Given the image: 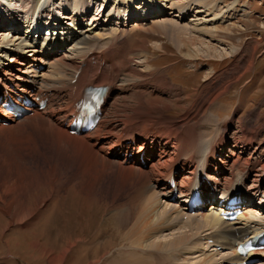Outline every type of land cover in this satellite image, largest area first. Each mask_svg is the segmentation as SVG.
<instances>
[{"label": "bare ground", "instance_id": "bare-ground-1", "mask_svg": "<svg viewBox=\"0 0 264 264\" xmlns=\"http://www.w3.org/2000/svg\"><path fill=\"white\" fill-rule=\"evenodd\" d=\"M109 1L110 5L109 7L108 4L106 5L105 12L110 14L114 10V14L95 17L90 13V23H86L84 26L78 27L80 23L76 16H67L68 21L72 24L76 23V25L74 24L72 30L67 28L63 30L65 33L57 32V34L62 35L65 42L69 38L73 42L70 48L67 47L64 54L58 55L56 50L61 48L62 42L60 41H57L59 44L54 47L50 45L47 51L37 49L32 45L30 39L33 31L29 27L31 20L27 18L29 22H26L24 19H20L17 8L26 7L28 9L31 6V9L37 12L35 16L42 17V15L53 14L54 9L56 10L58 7H72L73 11L77 10L78 5H81V12L86 14V11H90L91 4H94L96 8H102L101 5L105 3V0L99 5V0H80L79 4H72L71 0H0V28L12 25L17 28L20 22L22 26L26 23L22 33H20L22 26L15 29L11 35L9 32L6 34L5 30L0 33V64H9V68L2 71L1 75L7 76L5 80L12 84V87L9 88L11 92L22 94L28 92L24 78L30 75L32 70L25 62L37 63L42 66L48 65V70L58 68L64 73L66 67L64 58L72 63L73 55L77 54L78 56L77 62L69 70L72 73H69L67 84L64 81L67 75L62 81L63 83L58 86L55 80L57 76L54 74L49 76L47 72L35 75V79L40 82L43 80L50 82L42 91L46 109L25 116L21 121L37 124V127L38 125L42 128L46 127L54 133L58 144L64 148L79 151L92 159V163L94 161L96 165L115 164L117 170L130 179L141 195L147 194L146 197H142L143 201L137 212L116 214L111 219L109 225L112 230L110 228V231L114 232L119 241V252L117 251L119 254L114 257V261L119 262V256H124L128 261L125 262L124 258H121L124 264L130 262L131 264H189L190 261H192L190 264H264V251L251 253L245 258L239 257L236 253L238 243L254 238L257 232H264V213H262V217H257V214H260L258 210L264 206V148L257 145L256 132L252 134L250 131H242L229 137L232 139V145L225 152L230 141L227 134V120H229L227 115L236 108V106L232 107L234 98L229 101L224 100L227 88L218 86L205 93V96L192 104L190 108L189 103L186 102L190 99V94L186 93L185 88H176L167 83V80L161 82L162 79L159 76L155 78V74L149 71L138 74L140 77L129 84L130 79L128 78L125 83L120 80V90H118L113 80L101 79L109 76V73L104 69L109 67L110 60L114 55L109 56L111 52L109 45L112 44L105 45L107 46L105 49L92 46L91 49H85L94 43L98 31H105L106 34L112 33V35H114V31H121L111 37L99 34L101 37H105L102 41H106L123 35L122 32L129 34L137 30L135 28H144L142 13L147 19V17L167 15V13L173 15L172 12H175L178 14L179 20L191 19L189 22L192 23L189 24L194 35L211 36L217 30V28H213L216 23L231 20L236 2L228 6L226 12L221 10L217 12L215 9H210L207 3H205L208 6L206 7L203 4L204 0H184L186 2L184 5L181 4L182 0ZM133 1L135 4L132 3ZM127 11L130 12L131 17L136 19L132 23L133 26L130 24L132 27L126 24ZM165 11L168 12L165 13ZM225 13L229 15L232 13V15L226 17ZM202 14L205 16L203 17ZM29 15L31 14H27V17ZM105 18L110 24L114 20L117 22L115 21L112 25H103L106 21ZM148 22L150 23L145 28L149 29H154L157 24L161 23L156 18H152ZM33 24L36 22L34 21ZM13 26L12 28H14ZM193 39L185 48L191 52L192 58L196 59L201 55L189 48L194 46ZM54 42H56L55 39L51 41V44ZM199 45L206 46V56L211 57L210 51H217L216 47L209 44L200 43ZM257 45L254 44L251 57L247 61V65L245 64L247 71H250L254 63L252 55L259 49L260 46ZM106 50L109 53L104 54ZM221 53L219 51L218 54ZM230 54H235V51H231ZM116 57L121 60L128 59L117 54ZM120 63L118 60L113 62L114 65ZM127 67V74L140 72L131 65L130 60L127 61ZM237 69L238 67L234 68L235 71ZM155 81L158 83L157 86L149 85ZM91 84L105 88L107 98L104 101L103 112L108 114L105 119H103L105 115L102 116L100 123L92 132L73 135L69 129L76 116V104L81 99L83 91ZM128 90L135 92L136 100L131 105L120 104L119 102L123 100L122 98L120 101L122 94ZM139 91L145 92L148 98L144 99L143 94L138 93ZM169 91L171 94L173 93L171 98L169 97L167 101L159 99L160 94H169ZM113 98L117 100V103L111 107ZM237 103L241 104V100H238ZM168 112L175 114L182 112L184 115L179 120L165 118L164 116ZM202 112L203 114H201ZM221 112L224 114L220 116ZM4 115L6 113L2 112L0 106V116L8 121L10 127L15 128L19 125L20 121ZM237 123L239 124V126L237 124L238 129L241 131L240 122ZM47 132L49 131L47 130ZM251 148L253 150L248 152L247 157H244L243 150H251ZM251 174L250 183L245 184ZM171 179H176L174 184L170 183ZM195 188L201 191L203 199L213 202L207 209H204L205 204L200 210L187 213L186 204ZM233 196L250 208L243 207L241 209L243 212L238 221H222L214 205H217L220 200ZM171 199L176 200L174 204L171 203ZM24 210L17 216L18 218H14L13 215L10 216L9 205L0 204L2 214L11 217L12 221L13 219L17 220L18 223L32 215L30 212L33 209L27 210V212ZM148 218H152L153 223L159 222L164 231H173L168 239L153 240V237L148 238L138 232L140 221ZM65 229L67 230L66 227ZM201 232L203 235L199 236ZM188 234L191 235L190 245ZM97 235L98 232L95 238ZM74 242L69 241L70 244L63 250L61 249L63 251L62 257H60L62 261L66 260L74 246L78 254H83L81 257L86 259L75 261L73 264H104L102 260L106 253L100 255V251H102L100 248L110 247V242L105 243L104 246L97 242V244L94 243L91 251V255H94L92 262L88 258V252L81 248L83 245L78 248ZM44 252L46 251L44 250ZM189 257L193 258L189 259ZM217 257L219 258L216 259ZM259 257L262 260L257 262ZM112 261H109L108 264H113Z\"/></svg>", "mask_w": 264, "mask_h": 264}, {"label": "rangeland", "instance_id": "rangeland-1", "mask_svg": "<svg viewBox=\"0 0 264 264\" xmlns=\"http://www.w3.org/2000/svg\"><path fill=\"white\" fill-rule=\"evenodd\" d=\"M233 2H236V7L231 20L216 23L213 28L217 30L211 36L194 35L189 24L192 23L189 22L191 19L179 20L178 14L172 12L173 15L167 13V15L149 17L144 21V28H135L137 30L133 29L135 31L129 34L122 32L123 35L112 40L108 39L109 42L102 41L105 37L99 34L111 37L121 31H114V35L98 31L94 43L85 49L92 47L105 49L107 47L105 45L112 44L109 45L111 46L109 56L114 55L109 67L104 69L109 76L101 79L113 80L118 90H120V80L125 83L130 79L129 84L140 77L138 74L149 71L155 74V78L159 76L161 82L167 80V83L176 88H185L186 93L190 94V99L186 101L190 108L192 104L203 98L205 93L218 86H224L227 88L224 100L229 101L234 98L232 107L236 106L227 115L229 116L228 138L242 131H250L252 134L256 132V143L264 148V0H204L203 4L207 3L210 9H215L217 12L220 10L226 12L227 7ZM185 3L182 0L181 4ZM207 5L205 6L208 7ZM28 11H31V15L37 13L31 9V6ZM27 14L26 12L24 17H27ZM228 15L225 13L226 17L231 16L232 13ZM202 16L204 17L205 14ZM152 18L158 19L161 23L154 29L145 28ZM135 20V18L129 20V27L134 25L132 23ZM218 29L222 30L218 31ZM191 39L195 42L194 46L189 48L201 55L197 57L198 59L192 58L191 52L185 48ZM70 41L62 47L63 54L66 52L65 47L72 43ZM200 43L216 47L217 51H210L211 57L206 56V46L199 45ZM254 44L260 47L252 55L254 63L250 71H247L245 67L253 52ZM70 45L68 48L71 47ZM219 51L222 53L218 54ZM231 51H235V54H230ZM107 53L109 51L106 50L104 54ZM116 54L128 59H118ZM220 55L223 56L219 58ZM77 57V54L73 55L72 63L64 58L66 64L64 73L58 68L46 70L49 76L50 74L57 76L55 78L57 86L63 83L65 75H67L65 83L69 81L68 77L72 73L69 70L77 62ZM115 60L121 63L114 65ZM128 60L140 71L139 73L127 74ZM236 67H238L237 71L234 70ZM154 69L157 70L153 71ZM42 82L45 86L50 83L48 80ZM149 85L157 86L158 83L155 81ZM134 93L129 90L123 93L120 101L122 98L123 100L119 103L131 105L136 100ZM138 93L143 94L144 99L148 98L145 92ZM172 94L170 91L169 94H160L159 99L167 101ZM238 100H241V104L237 103ZM116 103L117 100L113 98L111 107ZM107 114H104L103 119ZM223 114L224 112H221L220 116ZM183 115L182 112L176 114L168 112L164 117L179 120ZM19 121V125L15 128L10 127V124L0 126V204L9 205L10 216L13 215L14 218H18L17 216L24 209V212L33 210L32 213L30 212L32 215L19 223L14 219L12 221L11 217H6L0 211V264H73L75 261L86 259L81 257L83 254H78L73 246L66 260L62 261L60 258L62 250L70 244L69 241H76L74 245L78 248L83 245L81 248L88 252L90 262L94 258V255H91L94 243L104 246L105 243L110 242V247L100 248L102 250L100 255L106 253L102 262L108 264L113 260L111 262L113 264H124L123 258L128 262L124 256H119V262L114 261V257L119 254V241L114 232L110 231L109 224L116 214L137 212L142 204V197H146L147 194L141 195L130 179L117 170L115 164L96 165L94 161L92 163V159L79 151L58 144L54 133L46 127L42 128L40 125L37 127V124ZM237 122H240L241 131ZM231 145L232 139L227 147ZM248 150H243L244 157H247L248 152L253 149ZM251 179L252 174L245 184H249ZM171 203L174 204L175 201ZM160 226L159 222L153 223L152 218L142 219L138 225V232L145 237H153V240L168 239L173 231H164ZM97 232L99 238H95ZM201 235L202 232L199 236ZM188 237L190 245L191 235L188 234ZM261 260L262 258L259 257V261Z\"/></svg>", "mask_w": 264, "mask_h": 264}]
</instances>
